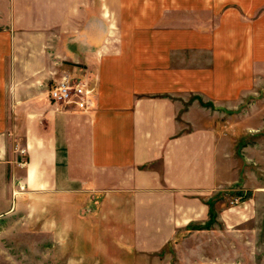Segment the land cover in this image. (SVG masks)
I'll use <instances>...</instances> for the list:
<instances>
[{
	"label": "crops",
	"instance_id": "1",
	"mask_svg": "<svg viewBox=\"0 0 264 264\" xmlns=\"http://www.w3.org/2000/svg\"><path fill=\"white\" fill-rule=\"evenodd\" d=\"M65 77L95 87L91 112L50 102ZM262 77L264 0H0V217H50L75 248L113 231L162 250L229 182L200 102Z\"/></svg>",
	"mask_w": 264,
	"mask_h": 264
},
{
	"label": "rangeland",
	"instance_id": "2",
	"mask_svg": "<svg viewBox=\"0 0 264 264\" xmlns=\"http://www.w3.org/2000/svg\"><path fill=\"white\" fill-rule=\"evenodd\" d=\"M260 81L232 103L200 102L211 111L208 124L225 139L229 182L205 200L203 221L162 250L138 254L113 231L94 232L75 248L56 238L50 217L49 225L41 224L21 208L0 217V264H264V77Z\"/></svg>",
	"mask_w": 264,
	"mask_h": 264
},
{
	"label": "built area",
	"instance_id": "3",
	"mask_svg": "<svg viewBox=\"0 0 264 264\" xmlns=\"http://www.w3.org/2000/svg\"><path fill=\"white\" fill-rule=\"evenodd\" d=\"M48 97L56 108L63 111L89 113L95 106L96 90L88 80H73L65 77L49 89ZM19 153L24 155L25 150L20 149ZM20 165L25 166L26 161H22Z\"/></svg>",
	"mask_w": 264,
	"mask_h": 264
}]
</instances>
